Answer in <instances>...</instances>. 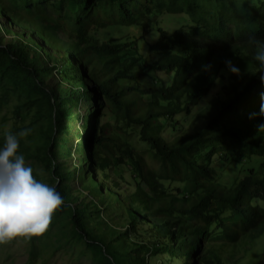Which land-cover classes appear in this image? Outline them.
I'll list each match as a JSON object with an SVG mask.
<instances>
[{
    "label": "trees",
    "instance_id": "trees-1",
    "mask_svg": "<svg viewBox=\"0 0 264 264\" xmlns=\"http://www.w3.org/2000/svg\"><path fill=\"white\" fill-rule=\"evenodd\" d=\"M46 1L52 3L46 6ZM217 2L0 0V16L8 25L34 31L47 46L63 49V55L45 54L66 88L47 89L38 78V68L47 67L38 64L41 52L35 48L43 50L32 39L26 53L19 39L0 46V65H5L0 86L19 96L10 131L31 129L19 152L62 179L60 187H53L63 197L60 208L68 211L67 236L99 264H158L162 256L160 264H174L181 256L186 260L181 264H220L216 245L264 234V130L258 127L264 124V73L254 59L256 48L246 43L250 35L264 40V0L222 5L219 18L229 28L212 12ZM169 18L184 24L169 31L163 25ZM98 25L112 31L134 27L137 35L95 43L87 33ZM65 26H70L71 41L62 45L58 36ZM146 33L156 36L154 44L144 39ZM147 50L156 52V59L148 61ZM226 61L239 68V75ZM146 78L152 83L142 87L140 80ZM85 91L98 102L99 112H109L111 124L96 131L99 116L89 107L85 124L76 129L81 137L88 129L78 144L84 154L76 180L84 190L90 185L93 200L72 207L69 182L75 180V167L69 171L64 163L72 155L70 123L80 117L76 110L87 98ZM191 117L202 126L187 134L183 127ZM163 131L171 133L170 140ZM3 143L4 135L0 147ZM58 158L64 160L58 164ZM216 162L232 168L228 183L219 181ZM88 163L111 183L109 190L101 192L103 183L99 186L91 172L85 177ZM125 166L130 188L122 201L113 188L125 182ZM104 213L125 223L113 225Z\"/></svg>",
    "mask_w": 264,
    "mask_h": 264
},
{
    "label": "rangeland",
    "instance_id": "rangeland-1",
    "mask_svg": "<svg viewBox=\"0 0 264 264\" xmlns=\"http://www.w3.org/2000/svg\"><path fill=\"white\" fill-rule=\"evenodd\" d=\"M46 6L51 4V1L44 2ZM45 6V7H46ZM48 11V10H47ZM63 13V12H61ZM54 17L58 19L57 13L54 12ZM8 21L4 17L0 16V25L2 26V29L0 30V46H6L9 41H14L16 39H19L18 47H21L23 53L29 52L27 49L31 50L28 46H26V42H28L29 39H32L33 42L40 46L43 51H40L38 48H35L38 52V64L44 63L46 65L45 71H40L41 68H38V78L43 79V83L47 89H57L59 88H66L67 84H60V80L63 81V79L60 77V75L56 74L53 69L51 61H49L48 57L46 56L45 52L51 55H63V49L61 48H55L52 46H47L44 43V40L39 39L36 37V34L34 31L27 30L26 28L19 27L17 24H7ZM52 22H56V20L52 19ZM184 24L183 21L177 20L176 18H169L167 22H164L163 25L168 28V30H172L175 27L182 26ZM70 26H65L61 33L59 34V42L63 45L64 41L66 43H69L70 38ZM122 34L123 36H126L128 34L129 37L133 36L134 34L137 35V32L134 27H128L124 30H117L112 31L108 28V26L100 27L98 25L97 27L91 29L88 31L87 35L91 37L95 43L100 42H108L109 40H117V38ZM16 36V37H14ZM151 36V37H150ZM144 39L147 40L150 45L154 44L156 42V36L154 37L152 33H146ZM33 43V44H34ZM27 47V48H26ZM62 47V46H60ZM35 52V50H33ZM148 52V50H147ZM148 52V61H151L153 59H156V52L150 53ZM42 54V55H40ZM33 55L31 52L30 56ZM29 58V57H28ZM1 69L5 68V65H0ZM25 73H16L15 76L23 77ZM78 76V75H76ZM45 77V78H44ZM86 77V76H85ZM85 83L88 84V81L86 78L84 79ZM168 82H171V79H168ZM150 83H152V80L150 78L141 79L140 85L142 87L149 86ZM88 88L90 89V86L88 84ZM88 95L91 96V92L85 91V101L79 105L76 112L80 115L77 119H75V122H71L70 129L68 133L67 138V144L68 148L72 151V155L67 157V161L64 163V167L67 168L69 171H73L75 167V180L73 182H69L70 186L73 189L72 194H70V201L72 202V207H77L82 202L87 203L90 202V200H93L91 193H90V185H87L85 190L81 186L78 180L76 178L78 175H81V169L80 166H82L83 162L82 160H79L80 155L84 154V150L80 152L78 144L82 142V138L88 136L85 129L83 131L84 137H81L80 132H78V135H76V129L81 128L83 124H85L86 117L88 115V108L94 107L97 115L99 116L98 120L95 118V128L96 131L99 127L105 125L111 124L110 120V114L108 111L101 110L99 112V104L96 100H90L88 99ZM89 96V97H90ZM18 94L15 92H12L8 88H3L0 86V136L4 135L6 131H10V129L13 126V114L12 109L13 107L20 103L18 101ZM107 105L109 107L110 104L107 102ZM97 116V117H98ZM190 117V116H189ZM195 118L192 120V117L188 119V123L185 124L183 127V131H186L187 134H192L195 129H198L202 126V123L200 121H194ZM193 122V127H191V123ZM83 130V129H82ZM169 131L162 132V136L166 140L171 139V133ZM136 139V138H135ZM136 143V142H135ZM138 147L146 148L144 145H142L140 142L137 141ZM81 153V154H80ZM63 158H58L56 163L62 162ZM152 162V161H151ZM227 161L226 163H228ZM226 163H214L215 168L218 169V178L219 181L223 183H228L232 177V168L227 165ZM26 164L30 166L33 169L34 172V178L37 180H40L49 186H56L60 187L63 183L62 179L57 177L52 171L45 169L44 166L40 165L39 162H37L34 159H26ZM226 164V168L223 166L219 167L220 165ZM253 164V162H252ZM150 167H153V164L150 163ZM123 169V175L125 177V182L120 183V187L114 186L113 192L115 195H119L120 199L122 201L126 200L128 198L129 193V184L127 181L130 178V174L127 172L128 167L125 166ZM91 172V175H89ZM84 175L87 177L88 175L93 178V180L100 185L103 186L101 188V192H104L107 189L109 190L111 183L107 180H103V176L101 172H98L96 169L91 167V165L88 163V166H84ZM117 183L119 180L118 177L115 178ZM54 180V183L52 182ZM60 185V186H59ZM133 189V188H132ZM79 190V192L77 191ZM97 195V194H96ZM104 197H107L108 195L105 193L103 194ZM100 195H97L96 200L99 199ZM73 198V200H72ZM76 198V201H75ZM127 203V202H126ZM119 203L115 202L113 203L114 207H119ZM120 212V211H119ZM68 211L63 210L61 208H58L53 214H52V221L48 226V229L43 233L44 237L37 238L36 236L32 237H17L13 241H7L5 244L0 245V264H99L98 260L94 261V257L92 252L88 251L86 247L80 243L76 242L72 239H70L67 236V232L65 229H67L68 225ZM105 214V213H104ZM117 216V212L113 213V217ZM104 217L110 216L106 213ZM111 219V218H110ZM113 225L119 226L123 225L121 220L118 221L117 218L111 219ZM119 223V224H118ZM125 223V222H124ZM118 224V225H117ZM90 225V221H89ZM60 232V233H59ZM147 235V234H144ZM62 237H65L64 240ZM125 244H128V242L124 241ZM217 246V252L219 255V261L220 264H264V234L260 235L256 239H250L249 236L241 239L236 244H227L224 246L216 245ZM216 246H213L212 248L215 249ZM81 251L87 252V256L81 255ZM142 257V256H141ZM180 257V256H179ZM166 256H162V258L158 261V264L162 260H165ZM181 256V259L177 260L175 262L176 264H181L182 262L186 261ZM170 264H173L172 260H169ZM174 263V264H175ZM188 263H194L192 259H188ZM156 264V261H155Z\"/></svg>",
    "mask_w": 264,
    "mask_h": 264
},
{
    "label": "clouds",
    "instance_id": "clouds-1",
    "mask_svg": "<svg viewBox=\"0 0 264 264\" xmlns=\"http://www.w3.org/2000/svg\"><path fill=\"white\" fill-rule=\"evenodd\" d=\"M239 0H221L213 8L222 27L219 13L222 5ZM246 43L256 48L254 59L259 63L260 73H264V40L250 35ZM229 71L239 75V68L226 61ZM264 82V75L261 76ZM260 115H264V93L261 94ZM264 130V124L259 125ZM31 129L4 133V143L0 147V245L17 237L40 236L52 221V214L63 205V197L54 187L34 178L33 169L26 164L19 152L20 141L30 135Z\"/></svg>",
    "mask_w": 264,
    "mask_h": 264
},
{
    "label": "bare ground",
    "instance_id": "bare-ground-1",
    "mask_svg": "<svg viewBox=\"0 0 264 264\" xmlns=\"http://www.w3.org/2000/svg\"><path fill=\"white\" fill-rule=\"evenodd\" d=\"M141 25V24H140ZM66 184V183H65Z\"/></svg>",
    "mask_w": 264,
    "mask_h": 264
}]
</instances>
